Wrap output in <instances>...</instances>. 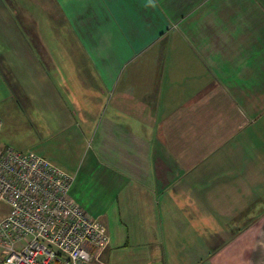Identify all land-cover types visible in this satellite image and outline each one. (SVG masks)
Segmentation results:
<instances>
[{"label":"crops","instance_id":"crops-1","mask_svg":"<svg viewBox=\"0 0 264 264\" xmlns=\"http://www.w3.org/2000/svg\"><path fill=\"white\" fill-rule=\"evenodd\" d=\"M0 92L104 264H264V0H0Z\"/></svg>","mask_w":264,"mask_h":264},{"label":"built area","instance_id":"built-area-1","mask_svg":"<svg viewBox=\"0 0 264 264\" xmlns=\"http://www.w3.org/2000/svg\"><path fill=\"white\" fill-rule=\"evenodd\" d=\"M73 176L0 146V264H104L106 228L69 195Z\"/></svg>","mask_w":264,"mask_h":264},{"label":"rangeland","instance_id":"rangeland-1","mask_svg":"<svg viewBox=\"0 0 264 264\" xmlns=\"http://www.w3.org/2000/svg\"><path fill=\"white\" fill-rule=\"evenodd\" d=\"M5 22L10 28H15L13 21L9 17ZM0 95L1 145H7L26 154L32 153L46 156L49 150L54 148V138H44L41 130L36 125L29 120H25V117L23 118V113L25 116L26 112L21 111L17 106L14 109L11 108V106L16 105L15 100L18 99L17 97H13L11 100L3 92H0ZM52 154L56 158L54 164L62 168L66 173L73 175V160H69L70 158L65 155V152Z\"/></svg>","mask_w":264,"mask_h":264}]
</instances>
